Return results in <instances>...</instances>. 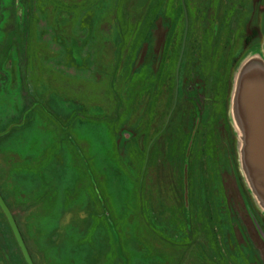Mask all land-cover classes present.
Wrapping results in <instances>:
<instances>
[{
	"label": "rangeland",
	"instance_id": "1",
	"mask_svg": "<svg viewBox=\"0 0 264 264\" xmlns=\"http://www.w3.org/2000/svg\"><path fill=\"white\" fill-rule=\"evenodd\" d=\"M188 5L182 100L204 105L198 90L191 99L188 85L206 86L218 68L231 70L223 78L228 105L226 96L211 103L206 156L196 151L201 145L193 148L186 210L178 155L192 133L193 108L163 127L174 89L165 79L186 36L180 2L0 0V192L34 264H264L257 226L264 230V198L245 168L235 111L241 72L254 59L264 63V0ZM124 6L136 18L143 13L138 25L123 17ZM173 18L176 32L163 55ZM252 29L261 35L253 56L245 46ZM206 94L216 98L211 87ZM125 132L133 136L130 151L122 140L125 159L138 166L147 150L143 194L155 196L146 204L150 218L133 205L135 190L109 157ZM84 155L96 167L117 231L103 216ZM163 162L171 174L164 186ZM0 264H27L1 206Z\"/></svg>",
	"mask_w": 264,
	"mask_h": 264
},
{
	"label": "trees",
	"instance_id": "2",
	"mask_svg": "<svg viewBox=\"0 0 264 264\" xmlns=\"http://www.w3.org/2000/svg\"><path fill=\"white\" fill-rule=\"evenodd\" d=\"M180 2V6L178 8V12L182 13V18H183V22H184V30L186 31V36L184 37V41H183V37H182V45L181 48L179 50V52L177 53V57L173 58L172 60H174L175 62L172 64H170V75L172 74V77L168 79H165V82L170 81L172 79L173 83H174V89L173 92L170 93L171 99V105L168 106L165 109L166 114H164V120H163V127L167 126V129L170 128L174 122V118L177 115V113H179L180 111H182L184 108L185 109H189V108H193L194 110V117H193V128H192V133L191 136L189 138V141L187 142V146L185 148V151L182 153H180L178 155V161L181 160L182 161V165L184 166V178H183V186H184V208L187 210L188 209V174L190 171V166L192 163V154H193V148L196 147V144L201 145L202 149L196 147V151L201 150L203 152L202 157L206 156V145L210 140L209 137V133H208V129L205 128L206 125V121L208 119V115L211 112V108H212V101H214L215 99H219L220 97L224 98V96H226V100H225V105H228V92H226L225 86L226 84L223 82V78L225 77L224 71H227L228 68V72L231 70L230 65L228 64V66H226V69H217V71L215 72V76L212 77V80H209L211 83L206 84V86L203 83H190V85H188L187 87V92L188 94H192L191 91L192 90H198V94L201 93V95H203L205 97V102L204 105L200 104L199 102H197V105L194 102H191V100L187 101V103H185L182 100V97L180 95L181 93V76L183 73V62L186 61V56H187V48H188V43H187V38L188 35H190V31H191V26L189 24V21L187 22V18H186V12H185V6H187L189 8L188 5V0H185V4L183 3V0H178ZM126 6V5H125ZM125 6L123 9V17L124 18H128L129 20H131L132 22L134 21V23H136L138 25V23L140 22L143 13H140L139 18H136V14L134 16L129 15V13L127 11H125ZM186 7V8H187ZM188 12V11H187ZM133 23V25H134ZM171 33L169 35V37H166V41H165V49L163 50V55L165 54H170V44H171V39L174 37V33L176 32V21L175 18H173L171 20ZM142 26V25H141ZM141 26H137V28H140ZM136 28V29H137ZM261 35L259 34V31H257L256 29H252V31H250L249 35L246 37L245 40V46L249 48V50H251V56H253L254 51L253 48L257 47L259 44L254 43L255 40H257L258 38H260ZM254 45V46H253ZM257 49V48H256ZM169 51V52H168ZM227 52V50H224V53L222 54V57L225 58V53ZM139 52H137L138 54ZM220 59V58H219ZM237 59V58H236ZM163 60H164V56H163ZM225 61V60H224ZM223 61V62H224ZM213 82V83H212ZM228 86V84H227ZM226 86V87H227ZM206 87H211L212 88V93L213 96H215L216 98L212 99V97L209 94H206ZM225 91V95L224 92ZM228 91V90H227ZM191 97V99L193 98V94L189 95ZM167 100L168 96H167ZM219 101V100H218ZM222 101H224V99H222ZM221 102V101H220ZM168 103V102H167ZM202 109V110H200ZM189 111V110H188ZM171 112V113H170ZM200 112V113H199ZM187 122V121H186ZM193 134V137H192ZM123 137L121 138L120 142H118V144L121 146L122 144V140L125 139L126 142V147L128 148V150L130 151V142L132 140L131 134H126V132L122 135ZM171 136V134H170ZM165 138V137H164ZM163 138V155H164V151H166V147L164 146V141L167 142V140L169 139L168 137L164 140ZM119 147V146H118ZM124 146L119 147L117 150L118 152L113 150V153L116 154H110V158L113 160V162L115 163L116 166V170L120 173L121 177L119 178H123L125 179L127 182L131 183V186L134 188L135 190V200L133 205L135 207H139L140 212L142 213V217L144 218V216L148 215V217L150 218V213L152 214V212H147L146 209V204L149 203V200L153 197H155L154 195L148 197V196H144L143 191L145 190V179L143 180V176H144V171L143 168L146 166L145 163V157H146V149L142 151V163H140V165L138 164V166L135 164L134 165V161L132 158L130 161H128L127 159H125V156H123L124 154ZM123 151V152H122ZM122 152V153H121ZM145 152V154H144ZM168 152H166V155ZM90 158H95L98 156L91 151V153H88ZM135 156V154H133ZM182 155V158H181ZM133 156V157H134ZM165 156H163V159ZM184 159V160H183ZM81 161L83 163L84 166V170L85 173L88 177V179L90 180V182L92 183L93 189H94V194L96 195L98 201L100 202L101 206H102V213L103 216L106 220V222H108L113 231H115V224H114V219L113 216L111 214V212L109 211V208L106 204V201L104 199V196L101 193V187L99 185V183L97 182V177H96V172H95V168H92L90 165V162L88 161V155L87 156H83L81 158ZM87 162V164H86ZM170 162V161H169ZM163 172H161L159 174V179L164 178V182L163 186L165 184H167V178H171V174L167 175L166 173V167H165V162H163ZM99 175V174H98ZM187 175V176H186ZM157 179V176L155 177ZM139 188L141 189L140 194H138ZM142 192V194H141ZM163 199V197L159 196L158 200L161 203V200ZM0 206L3 209L12 230L14 231L15 237L18 241V244L22 250V253L27 261V264H34L33 260H32V255L29 251L28 248V242L27 239L24 237V234L21 232V230L19 229V222L18 219L16 217V215L12 214V210L10 208V205L8 204V202L5 199V196L3 194H1L0 192ZM143 206L145 207V211L143 212ZM140 212L138 211V215H140ZM154 213V212H153ZM163 213V212H162ZM258 222V221H257ZM257 224V223H256ZM260 225V226H259ZM258 228L261 229L263 232L264 230L261 228L262 224L260 222H258L257 224ZM151 229L155 228V231H159L160 228L159 226L153 225L150 226ZM111 229V230H112ZM117 231V230H116ZM146 248H144V251L146 253ZM120 251L123 252L124 250L120 248ZM96 258V257H95ZM95 262V260L93 261V263Z\"/></svg>",
	"mask_w": 264,
	"mask_h": 264
},
{
	"label": "water",
	"instance_id": "3",
	"mask_svg": "<svg viewBox=\"0 0 264 264\" xmlns=\"http://www.w3.org/2000/svg\"><path fill=\"white\" fill-rule=\"evenodd\" d=\"M185 4V0H183ZM186 18L187 9L185 6ZM235 111L244 134L245 168L264 198V63L253 60L241 72ZM264 239V232L259 229Z\"/></svg>",
	"mask_w": 264,
	"mask_h": 264
}]
</instances>
